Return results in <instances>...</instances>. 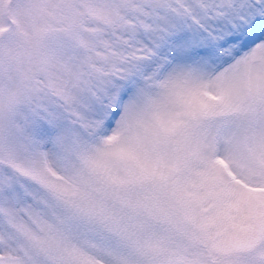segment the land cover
<instances>
[{
	"label": "snow or ice",
	"instance_id": "snow-or-ice-1",
	"mask_svg": "<svg viewBox=\"0 0 264 264\" xmlns=\"http://www.w3.org/2000/svg\"><path fill=\"white\" fill-rule=\"evenodd\" d=\"M0 264H264V0H0Z\"/></svg>",
	"mask_w": 264,
	"mask_h": 264
}]
</instances>
